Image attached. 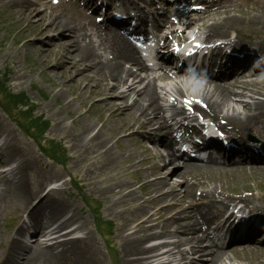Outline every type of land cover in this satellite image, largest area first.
<instances>
[{"label": "bare ground", "instance_id": "obj_1", "mask_svg": "<svg viewBox=\"0 0 264 264\" xmlns=\"http://www.w3.org/2000/svg\"><path fill=\"white\" fill-rule=\"evenodd\" d=\"M15 1L18 3L16 10L28 27L20 29L25 37L20 43L23 62L12 60L17 85H22L34 73L49 78L50 94L61 100L55 105L67 106L65 111L73 128L69 132L65 119L58 116L53 131L69 136L71 158L75 159L77 151L80 154L87 151L85 161L92 159L87 166L91 174L98 171L97 175H104L112 169L130 173L132 168L133 180L129 182L116 177L102 186H95L94 181L89 184L90 190L100 195H117V199L105 202L120 219L116 233L123 263L264 264V245L257 246L254 242L256 236L264 234V228L254 224L256 220L261 221L259 213L264 214L263 206L254 201L256 187L245 185L232 191L236 187L231 185L238 178L252 179L250 176L264 169V152H260L264 151V146L253 142L254 148L229 149L222 159L208 157L201 163L191 159L176 161L172 148L177 143L176 129L168 111L183 113L184 108L172 105L168 109L164 101L165 96L177 95L182 90L178 85L168 91L156 81L179 78V72L184 69L182 64L171 72L174 57L170 54L163 55L165 62L158 65V70L149 68L120 33L125 22L105 25L101 29L89 19L79 21L67 10L48 11L51 6L47 0ZM249 1L235 0V6H232L231 0H221L205 7L203 12L195 11L184 26L194 25L200 36H205L204 30L199 31L200 24L205 26L207 34L238 24H243L249 31L264 32V10L261 11L264 0H251L246 6ZM151 2L153 6L155 0ZM42 3L45 7L41 10ZM124 8V11L128 10L127 5ZM136 9L139 19L146 20L147 12L139 7ZM235 10L239 12L237 15ZM90 29L93 30L91 33L88 32ZM56 52L59 54L54 55ZM17 55L15 52L14 56ZM28 56L33 57L34 71L25 62ZM231 61L232 66L226 72H218V67L212 71L217 62L210 63L209 70L196 69L192 75H197V79L191 81L198 82L199 90L194 91L195 96L206 103L203 106L207 109L202 113L211 120L219 117L222 124L218 125L227 127L233 140L242 141L241 134H264V99L256 96L264 95V66H248L252 63L249 58L233 57ZM39 63L42 69L37 66ZM85 95L87 98L82 100ZM189 95L193 93L184 96ZM242 96H249L250 100L241 101ZM73 101H78L81 108L89 105L98 108L100 123L84 119L88 108L84 112L70 110L69 104ZM181 126H184L182 121L177 128ZM0 138L3 142L0 147L1 214L8 204L27 202L49 175L38 167L30 147L9 130L1 117ZM129 141L134 145L128 149L125 144ZM89 151L95 155L89 156ZM234 153L239 155L236 162L232 158ZM11 161L15 166L7 168ZM176 172L179 182L166 188ZM247 173L250 176H241ZM195 187L201 191L194 194ZM135 189L141 190L146 197L141 199ZM244 191L247 193L243 194ZM196 201L200 202L195 204ZM117 206H127V209L117 211ZM225 209L231 211L219 221ZM162 210L170 212L164 222L160 220ZM234 214L240 218L231 229L233 235L227 245H235L224 249L225 244L217 241L209 226L213 224V231L227 233L235 220ZM29 216L32 225H21L14 233L5 234L7 245L2 255L3 264H104L93 235L87 232L83 237L72 236L84 227L86 220L76 224L81 214L61 194L49 190L38 195L30 205ZM43 222L54 224L53 229L62 239L46 245L21 238L26 232L32 238ZM72 224L76 225L65 230ZM262 225L264 227V222ZM172 237L176 240L171 241ZM160 238L165 240L155 241ZM162 248L166 249L160 250ZM242 250L247 251L241 253L242 259H236V253ZM205 253L208 257H202Z\"/></svg>", "mask_w": 264, "mask_h": 264}, {"label": "rangeland", "instance_id": "obj_2", "mask_svg": "<svg viewBox=\"0 0 264 264\" xmlns=\"http://www.w3.org/2000/svg\"><path fill=\"white\" fill-rule=\"evenodd\" d=\"M1 3V1H0ZM249 2H246L245 5L249 6ZM14 6L16 8V2L14 1ZM232 6H235V4ZM264 9H261V11ZM235 15H237L239 12L238 11H233ZM264 13V11H262ZM20 12L17 11L15 13L13 11V8L5 5L2 6L0 5V72L2 75H6L8 79L11 81L10 87L16 91L23 90L26 95H28V98L32 101L34 106L36 107L35 109V114L36 115H42L45 117L49 122H50V127L45 130V138L46 142L49 143V141L54 140L56 142H60L64 148H65V155L67 158V161L65 165H58L51 160L47 159L37 148L36 144L30 140L28 137H26L18 128L17 126L12 123L7 116L1 111L0 109V117L3 119V121L6 123L8 128L14 133L17 134L19 139L23 141L24 144H26L28 147H30V150L32 151L33 155L36 158V163L39 167H43L44 170H46L50 175H52L55 170L59 173L60 175L55 178V179H50L45 181V183L42 186L43 190L46 188L49 184H54V188L57 189V191L62 190L63 193L67 192V194L73 199L71 200L76 207H79L81 210V213L84 215L83 218L88 219L87 221V226L88 228L92 231L93 236L95 239L98 241L97 245L100 250V253L103 257L104 264H110L111 257L110 254L114 257L115 259V264H120V259L121 253H120V247L117 242L116 236V228H117V223L120 221L119 218L115 216L114 213H112L108 208H107V203H105L106 200L109 199H116L117 195L107 193V195H100L99 193H95L91 191L88 188V184L92 181H94L95 186H102L103 183H108L111 180L115 179L118 175V170H112L109 172H106L104 175H97L99 172L96 171L93 174H91L90 171L87 170V166L90 164L92 161H85L86 159V153L87 151H84L82 154H80V151L75 152V159L71 158V155L73 154L68 138L69 136H64L62 133L53 131L54 125L57 123V117L60 116L61 119H65V126L67 127L68 131L71 132L73 128L71 127V119L67 117L66 113V107L60 108L55 104H58L61 102L59 97L54 98L50 94V91L52 88L50 87V81L49 78H43L34 73L33 77H28L27 80H25L22 85H17V81L15 80V77L13 76V65H12V60L16 63H22V54L20 51V43L21 40L25 39V37L22 36L23 31L20 30L21 28L23 30L28 29L26 26V23L23 19V17L18 18V14ZM26 26V27H25ZM228 32L231 31H239V33L247 34L248 33H258L261 30H251L249 31L247 28L244 27L243 24H238L235 27H225ZM260 33H264L261 31ZM262 34H260L261 36ZM4 45V46H3ZM15 52L18 53L17 56H14ZM55 55H58V52L54 53ZM27 65H29L30 70L34 71V66L35 63L33 62V57L28 56L25 60ZM47 64V63H45ZM44 64V65H45ZM37 66L42 69V64H37ZM11 67V69H10ZM41 72V71H39ZM10 83V82H9ZM159 84V82H158ZM199 89V86H197ZM196 88V87H194ZM261 98L263 96H260ZM87 95L82 97L83 99H86ZM74 100V99H73ZM71 106V108H70ZM69 108L72 111H75V109H80L81 111H85L86 108H88L87 113H85L84 119L87 120H95L99 121V118L97 117V113L99 112L98 108L94 107L93 105H89L88 107L81 108L79 106L78 101H73L69 104ZM99 115V114H98ZM126 145V144H125ZM116 149L113 147V150ZM95 153L93 151H89V156H94ZM83 156V158H81ZM13 165V164H11ZM72 175L73 177H76L80 180L77 181L76 178H74V181L78 183V185L83 186V190L81 192H78L74 187L70 186V179H72V176H68L67 174ZM69 172V173H68ZM87 176H86V175ZM248 174V173H247ZM257 175V176H255ZM254 176H250L251 178L243 179V178H238L237 180L233 181L231 185L235 186L236 188L234 191H238L240 188L244 187L245 185L255 188L258 187L259 185L264 186V173L257 172ZM71 177V178H70ZM92 177L90 180L89 178ZM122 181L126 182L127 181V176L122 175L120 177ZM80 186V187H81ZM256 193V190H254ZM137 195H139V192H137ZM83 197H86V201L92 202V204H98L100 206L99 213L103 217L104 220H110L113 223V229H112V235L110 236L109 242L106 241L103 237H101L98 233H96L93 229V222L95 220V214L88 210V206L83 201ZM21 205H15V204H9L5 208V212L2 216L3 220L2 222L7 223L10 218H12L17 212H19ZM125 207L123 206H117V211L124 209ZM174 239V238H172ZM111 242V245L109 244ZM107 248V249H106ZM106 251L109 252L106 255ZM1 252V250H0ZM110 260H109V259ZM111 263L113 264V261L111 260ZM121 264L122 260H121Z\"/></svg>", "mask_w": 264, "mask_h": 264}, {"label": "snow or ice", "instance_id": "obj_3", "mask_svg": "<svg viewBox=\"0 0 264 264\" xmlns=\"http://www.w3.org/2000/svg\"><path fill=\"white\" fill-rule=\"evenodd\" d=\"M193 103V101H191V100H186L185 101V106H189V105H191ZM198 103V102H197Z\"/></svg>", "mask_w": 264, "mask_h": 264}]
</instances>
